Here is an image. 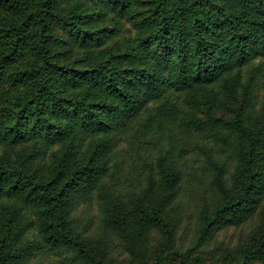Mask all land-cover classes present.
<instances>
[{"label":"trees","instance_id":"trees-1","mask_svg":"<svg viewBox=\"0 0 264 264\" xmlns=\"http://www.w3.org/2000/svg\"><path fill=\"white\" fill-rule=\"evenodd\" d=\"M0 264H264V0H0Z\"/></svg>","mask_w":264,"mask_h":264},{"label":"rangeland","instance_id":"rangeland-1","mask_svg":"<svg viewBox=\"0 0 264 264\" xmlns=\"http://www.w3.org/2000/svg\"><path fill=\"white\" fill-rule=\"evenodd\" d=\"M92 213L96 214L95 207H93ZM251 230H252L251 223H246L245 225L239 228H232L221 235L220 242H224L225 244L232 243V245H235L239 241L246 239V237L251 232ZM187 232L185 231L183 234L181 233V237L186 239L188 234Z\"/></svg>","mask_w":264,"mask_h":264}]
</instances>
